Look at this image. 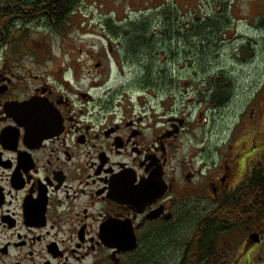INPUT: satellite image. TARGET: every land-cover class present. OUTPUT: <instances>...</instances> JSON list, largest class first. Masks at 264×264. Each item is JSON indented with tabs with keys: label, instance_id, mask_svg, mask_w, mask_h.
<instances>
[{
	"label": "flooded vegetation",
	"instance_id": "flooded-vegetation-1",
	"mask_svg": "<svg viewBox=\"0 0 264 264\" xmlns=\"http://www.w3.org/2000/svg\"><path fill=\"white\" fill-rule=\"evenodd\" d=\"M56 4L0 0V264H264L261 110L191 145L183 117L97 101L129 33L78 67L41 56V32L72 15ZM218 214L241 226L203 234Z\"/></svg>",
	"mask_w": 264,
	"mask_h": 264
},
{
	"label": "rangeland",
	"instance_id": "rangeland-1",
	"mask_svg": "<svg viewBox=\"0 0 264 264\" xmlns=\"http://www.w3.org/2000/svg\"><path fill=\"white\" fill-rule=\"evenodd\" d=\"M126 4L138 7L124 9ZM167 5L173 12L178 7L181 43L173 38L170 49L158 47L154 52L139 45L137 57L126 62L112 63L107 58L102 85L91 95L103 104H143L154 119L162 113L183 117V141L191 145L199 141L212 145L223 139L228 128L237 124L238 115L248 119V105L261 110L264 131V33L259 26L264 0H79L63 29L41 32L37 50L41 56L73 61L78 67L88 51L106 52L109 38L121 48L107 25L122 33L124 25L142 18L149 19L153 42L162 24L160 9ZM145 68L160 78L149 89H144L148 86L143 83ZM80 80V87L90 81ZM221 92L225 94L219 96Z\"/></svg>",
	"mask_w": 264,
	"mask_h": 264
},
{
	"label": "trees",
	"instance_id": "trees-1",
	"mask_svg": "<svg viewBox=\"0 0 264 264\" xmlns=\"http://www.w3.org/2000/svg\"><path fill=\"white\" fill-rule=\"evenodd\" d=\"M79 3V0H57V4H56V8H57V15L61 16L64 10L65 12H69L72 9V12H75L76 7ZM178 7L176 8V10H174V12L172 11L173 8L171 9V7H169L168 5L162 9H160L159 15L161 16L162 19V24L159 27V32L158 34H154V40L152 42V37H150V34H152V32H150V22L148 18H142L139 21H136L134 23H128L126 25H139V27H136L134 29L131 30V32L127 29H125L124 25L122 28V31L129 33V35H123L122 37L127 39V41L129 42L127 44V48L130 54V58L131 60H134L137 57V51L139 49V45L143 46V51L144 50H149L152 49L153 52L157 50L158 47H165L167 48H171V44L166 43L169 40H172L173 38L178 40L177 37L173 36L174 31H176V29L178 28V22H177V16H179L177 12ZM176 18V20H175ZM193 25H195L194 23H192ZM259 26H261L263 33H264V16H262V18H260V23ZM107 28L109 29V31L115 35H118L121 33V30L119 31H115V28H111L109 25H107ZM113 30V31H112ZM177 32H175L176 34ZM199 34V33H198ZM162 37V39L160 38V40L162 41H157V37ZM181 38V37H180ZM179 38V39H180ZM138 48V49H137ZM141 48V49H142ZM263 49H264V38H263ZM128 53L126 55H129ZM148 55V54H147ZM146 55V56H147ZM142 55H140V57H142ZM145 71L146 68H145ZM144 71V72H145ZM148 78H144L143 79V83L145 85H148L147 87H151L152 85H154L156 82H158V80L160 79L159 77H156L153 75V77L151 75H146ZM146 87V88H147ZM225 93H219V96H223ZM224 100V99H223ZM222 100L219 99V101H217V103H221ZM232 210V209H231ZM229 208L226 209L227 212L231 211ZM215 224V225H214ZM241 226V225H237V224H233L232 221H229L227 219L226 216H220L219 214L217 215L216 221L212 222V223H208L207 225L204 226L203 228V234H213L214 236H217V238H221L223 235L225 236L230 235L233 230H235L236 227ZM157 255V254H156Z\"/></svg>",
	"mask_w": 264,
	"mask_h": 264
},
{
	"label": "water",
	"instance_id": "water-1",
	"mask_svg": "<svg viewBox=\"0 0 264 264\" xmlns=\"http://www.w3.org/2000/svg\"><path fill=\"white\" fill-rule=\"evenodd\" d=\"M180 124H181V122H180Z\"/></svg>",
	"mask_w": 264,
	"mask_h": 264
},
{
	"label": "bare ground",
	"instance_id": "bare-ground-1",
	"mask_svg": "<svg viewBox=\"0 0 264 264\" xmlns=\"http://www.w3.org/2000/svg\"><path fill=\"white\" fill-rule=\"evenodd\" d=\"M107 23V22H106Z\"/></svg>",
	"mask_w": 264,
	"mask_h": 264
}]
</instances>
